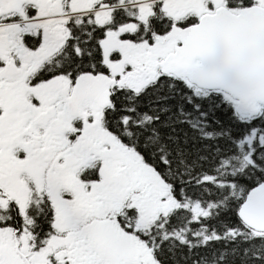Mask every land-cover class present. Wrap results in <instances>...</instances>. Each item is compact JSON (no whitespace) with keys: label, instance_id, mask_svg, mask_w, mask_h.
<instances>
[{"label":"snow or ice","instance_id":"1","mask_svg":"<svg viewBox=\"0 0 264 264\" xmlns=\"http://www.w3.org/2000/svg\"><path fill=\"white\" fill-rule=\"evenodd\" d=\"M0 264H264V0H0Z\"/></svg>","mask_w":264,"mask_h":264}]
</instances>
